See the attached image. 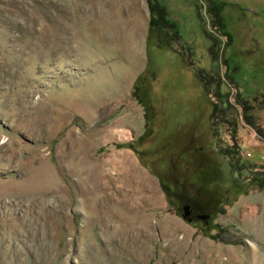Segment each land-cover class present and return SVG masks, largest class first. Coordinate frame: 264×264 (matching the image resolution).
I'll list each match as a JSON object with an SVG mask.
<instances>
[{"label":"rangeland","instance_id":"1","mask_svg":"<svg viewBox=\"0 0 264 264\" xmlns=\"http://www.w3.org/2000/svg\"><path fill=\"white\" fill-rule=\"evenodd\" d=\"M253 126L264 0H0V264H264Z\"/></svg>","mask_w":264,"mask_h":264},{"label":"flooded vegetation","instance_id":"2","mask_svg":"<svg viewBox=\"0 0 264 264\" xmlns=\"http://www.w3.org/2000/svg\"><path fill=\"white\" fill-rule=\"evenodd\" d=\"M175 194L178 196L179 193ZM183 195L184 197L187 196L185 194ZM182 208L184 210V215L190 222L194 220H200L201 222L209 224V220L212 218L211 214H204V212L208 209V204H203L200 199H187L186 203L184 204V206H182Z\"/></svg>","mask_w":264,"mask_h":264},{"label":"trees","instance_id":"3","mask_svg":"<svg viewBox=\"0 0 264 264\" xmlns=\"http://www.w3.org/2000/svg\"><path fill=\"white\" fill-rule=\"evenodd\" d=\"M214 7H215V9H216V11L217 12H215L216 14V16H217V18H218V23H221V17H220V11L218 10V7H216L215 5H213ZM161 16H162V18H160V20L162 21V23H156V25L154 26L156 29H158V30H160L159 28H165V26H168L169 25V23H168V21L166 20V18H164V13L162 12L161 13ZM227 36H229V38H231V35H227ZM214 48H212L211 49V51H214L213 50ZM207 82V84L209 85L210 84V80L209 81H206ZM220 85V84H219ZM252 126V125H251ZM254 127V126H253ZM255 129H256V131H257V133L262 137V138H264V130L263 129H261V128H259V127H254ZM225 152H227V151H225ZM229 154H234L232 151H231V153L229 152ZM228 155V154H227ZM237 172V171H236ZM241 173V172H240ZM255 181H257V180H259L260 178H258V174H255ZM260 181H263L264 182V179H262V180H260Z\"/></svg>","mask_w":264,"mask_h":264},{"label":"water","instance_id":"4","mask_svg":"<svg viewBox=\"0 0 264 264\" xmlns=\"http://www.w3.org/2000/svg\"><path fill=\"white\" fill-rule=\"evenodd\" d=\"M186 209H187V207H186ZM184 217H186V216L184 215Z\"/></svg>","mask_w":264,"mask_h":264}]
</instances>
